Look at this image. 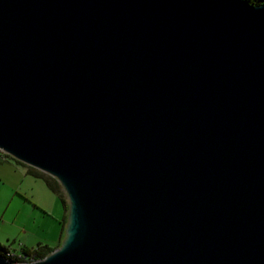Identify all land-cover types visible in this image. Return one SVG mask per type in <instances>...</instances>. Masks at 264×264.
I'll return each mask as SVG.
<instances>
[{
	"label": "water",
	"instance_id": "water-1",
	"mask_svg": "<svg viewBox=\"0 0 264 264\" xmlns=\"http://www.w3.org/2000/svg\"><path fill=\"white\" fill-rule=\"evenodd\" d=\"M0 151L68 204L0 264H264V4L0 0Z\"/></svg>",
	"mask_w": 264,
	"mask_h": 264
},
{
	"label": "crops",
	"instance_id": "crops-1",
	"mask_svg": "<svg viewBox=\"0 0 264 264\" xmlns=\"http://www.w3.org/2000/svg\"><path fill=\"white\" fill-rule=\"evenodd\" d=\"M1 180L11 187L2 191L0 186V245L18 254L25 247L58 246L66 212L57 193L30 166L0 152V185ZM10 240L17 245L10 247Z\"/></svg>",
	"mask_w": 264,
	"mask_h": 264
},
{
	"label": "trees",
	"instance_id": "trees-1",
	"mask_svg": "<svg viewBox=\"0 0 264 264\" xmlns=\"http://www.w3.org/2000/svg\"><path fill=\"white\" fill-rule=\"evenodd\" d=\"M249 4H254V5H258V4H264V0H246ZM4 157H9L15 161H18L17 159H14L13 157L9 156V155H3ZM19 162V161H18ZM21 163V162H19ZM22 164V163H21ZM30 168L33 170V172L35 174H37L38 176L43 178V181L46 183L47 187L49 189H51L52 191H54L55 193H57V195L59 196L60 201L62 202V206H63V210L66 212V210L68 209V204L66 199L63 197L62 195V191L60 189V185L56 182V180L50 176H48L46 173L40 172L36 169H33V167L30 166ZM66 222V217H65V221L64 224ZM63 224V227H64ZM63 237V235H62ZM53 250V248H49L46 245H38L35 248H31V247H25L22 249V252L19 254H22L24 256H20L17 257V255L13 254H9L10 251L6 248V247H2L0 245V254L5 256L6 258L13 260L15 262H22V261H34L36 259H40L42 257H44V255L46 256L48 253H50Z\"/></svg>",
	"mask_w": 264,
	"mask_h": 264
},
{
	"label": "rangeland",
	"instance_id": "rangeland-1",
	"mask_svg": "<svg viewBox=\"0 0 264 264\" xmlns=\"http://www.w3.org/2000/svg\"><path fill=\"white\" fill-rule=\"evenodd\" d=\"M15 179H17V178H15ZM13 180H14V178H13ZM1 187H2V191L6 188H8V187H11V184L9 183V180H6V181H3V180H1V185H0ZM60 189H61V187H60ZM61 191H62V189H61ZM62 195H63V197L65 198V196H64V192L62 191ZM66 199V198H65ZM10 247L13 245V246H15V245H17V242H16V240L15 241H12V240H10V241H8V243H7ZM23 249V248H22ZM22 249L19 251V253H21L22 252ZM18 253H16L15 252V255H17ZM28 261H30V260H28Z\"/></svg>",
	"mask_w": 264,
	"mask_h": 264
},
{
	"label": "built area",
	"instance_id": "built-area-1",
	"mask_svg": "<svg viewBox=\"0 0 264 264\" xmlns=\"http://www.w3.org/2000/svg\"><path fill=\"white\" fill-rule=\"evenodd\" d=\"M1 152V151H0ZM1 154H2V158H4V156L3 155H5V154H3V152H1ZM9 254H11V255H13V254H15V252H11V253H9ZM22 254H17V257H20ZM22 256H24V255H22Z\"/></svg>",
	"mask_w": 264,
	"mask_h": 264
}]
</instances>
